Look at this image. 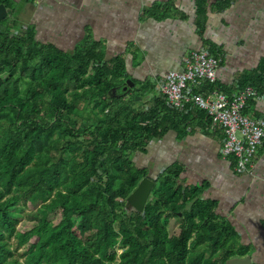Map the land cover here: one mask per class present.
<instances>
[{
	"label": "trees",
	"instance_id": "trees-1",
	"mask_svg": "<svg viewBox=\"0 0 264 264\" xmlns=\"http://www.w3.org/2000/svg\"><path fill=\"white\" fill-rule=\"evenodd\" d=\"M230 2L194 0L196 24L208 6L222 11ZM0 3V264H227L246 255L231 246L236 230L216 217V203L201 196L205 183L184 185L177 162L153 176L131 159L171 131L181 139L207 128L204 112L178 109L160 93L136 105L155 87L148 79L128 85L126 54L108 55L89 33L66 48L41 41L16 19V0ZM203 85L194 91L213 87ZM239 85L263 93L264 57ZM145 176L155 185L140 212L129 200ZM24 206L32 225L13 245Z\"/></svg>",
	"mask_w": 264,
	"mask_h": 264
},
{
	"label": "crops",
	"instance_id": "crops-1",
	"mask_svg": "<svg viewBox=\"0 0 264 264\" xmlns=\"http://www.w3.org/2000/svg\"><path fill=\"white\" fill-rule=\"evenodd\" d=\"M35 1L42 2L16 0V19L21 21L17 14L25 12L23 27L34 25L36 32L38 28L45 33L48 31L49 38L43 41L55 42L59 46L70 43V37L75 34L72 43L76 44L89 33L94 40L102 42L108 55L126 54L127 74L130 79L141 82L169 70L181 69L186 52L207 44L221 59L216 74L217 84L222 89L236 91L234 84H239L240 77L253 71L264 57V24H257L253 17V14H264V0H231L230 5L222 11L208 6L203 25L196 24L194 0H44L46 2L41 4ZM158 2L162 3L160 7L157 6L159 12L149 14L148 9ZM164 5H167L165 10ZM108 7H115L114 13L123 27L126 25L123 16L129 18V34L123 43L125 49L117 53L110 52L108 45H119L122 34L116 32L119 40L108 42L105 32L96 33L100 16L106 14ZM61 13L71 17L68 21L70 24L60 35L63 18L58 14ZM40 14L47 18L38 20ZM161 14H165V17H158ZM242 16L246 18L241 20ZM236 18L239 20L234 21ZM83 20L92 23L87 24ZM100 28L105 30L108 26ZM63 36L69 41L63 40ZM246 112L252 118H264V91L249 101ZM197 127L181 139H178L175 131H171L162 139L151 141L147 145V153L168 147L173 157L169 165L177 162L183 167L181 182L187 186L205 183L201 196L213 200L216 203V217L236 230L231 246L237 251L248 252L234 258L248 256L250 264H264V146L259 151L252 172L237 174L233 170V160L220 155L223 135L205 126ZM167 141L170 144L167 145ZM142 166L148 167L154 175L161 171L155 165Z\"/></svg>",
	"mask_w": 264,
	"mask_h": 264
},
{
	"label": "built area",
	"instance_id": "built-area-1",
	"mask_svg": "<svg viewBox=\"0 0 264 264\" xmlns=\"http://www.w3.org/2000/svg\"><path fill=\"white\" fill-rule=\"evenodd\" d=\"M212 50L207 44L189 50L183 56L181 69L169 70L148 80L156 92L165 95L167 102L176 108L186 112L194 107L202 110L209 121L208 128L224 135L221 157L232 158L237 174L251 173L264 146V118H252L246 110L248 100L259 94L252 86L241 87L237 83L232 94L222 91L216 82L221 59ZM206 82L213 87L203 92L194 91L198 85L203 88Z\"/></svg>",
	"mask_w": 264,
	"mask_h": 264
},
{
	"label": "rangeland",
	"instance_id": "rangeland-1",
	"mask_svg": "<svg viewBox=\"0 0 264 264\" xmlns=\"http://www.w3.org/2000/svg\"><path fill=\"white\" fill-rule=\"evenodd\" d=\"M41 1H42L41 3L46 2L44 0H41ZM35 2H36V4H41L38 1H35ZM259 4H261V1L259 2ZM20 6H21V4L19 5V9H20ZM115 10H116L115 7H112V9H111V7H108L106 14L105 13L101 14V16H100L101 22H100L99 26L97 27L96 33L104 34V32H105L106 33L105 36L108 38V42L118 41L119 39L117 38V33L119 32L120 34H122V36H121L122 39H120L121 43L119 45H115V44L108 45L110 48V52L117 53V52L123 51L125 49V47L123 46V43L128 38V34H129V27L127 26V24L129 23L128 22L129 18L123 16V19H125V23H126V25L123 27L121 25L122 22L117 20L118 16L114 13ZM58 15L63 18V20H62L63 21V23H62L63 27H61V33H59L61 35L62 33L65 32L64 28L66 29V25L70 24L68 21H70L69 18L71 17V15L66 14V13H61ZM17 16L23 22L22 23L20 21L22 24V27H23V25L25 24V22H24L25 12L24 11L18 12ZM253 17H254L257 24L258 23L264 24V14H260V13L259 14H253ZM46 18H47V16H45L44 14L43 15L40 14L38 17V20L42 21ZM225 18L227 19V17H225ZM245 18L246 17H244V16L240 17L241 20H244ZM248 19H247V21H248ZM238 20H239V18L234 19V21H238ZM83 22L87 23V24L92 23V21L90 22L89 20H83ZM40 24H42V23H40ZM40 24L38 25V27H40ZM103 25L108 26V28H106L105 30H102L100 27ZM21 29H23V28H21ZM40 30L41 29H39V28L37 29V34L39 35L38 38L42 41L48 40V38H49L48 33L49 32L47 31V33H45V32H42V30L41 31ZM223 30L228 32V30H226L224 28H223ZM56 32L57 31H55V33ZM212 32L213 31H211V33ZM120 34L118 36H120ZM67 35H70V34H67ZM66 36L62 37L63 40L66 38ZM70 38H71L70 43H68L67 45L62 43L61 46L62 47H70L71 44H73L72 42L76 38V34ZM65 40H67V39H65ZM67 41H69V40H67ZM131 50H134V49H131ZM139 86L140 85L137 84V85L131 87V91L129 93H131V94L135 93L137 90L140 89ZM154 93H156V90H152V89L148 90V92L146 93L144 98L141 100V102H137L136 105H138V106H142V104L146 105L149 102V98H151ZM131 94L129 95L127 93L126 98H129L128 95L131 96ZM135 98H137V101L140 100L139 95H136ZM167 142H168L167 145L170 144L169 141H167ZM171 158H173V157L171 156L168 147L165 150L157 149V150H154V151L147 153V154L142 153V152H136V153H134L133 157H131V159H133V162L137 166L138 165L139 166L148 165L150 167H153L155 165L156 167H158V170H161V171L169 165ZM154 174H153V176H156ZM70 201H71L70 204H74V205L79 202V200L76 199L75 197H72L70 199ZM22 210L23 211H21V213H20V219L16 225L17 226L16 234L14 235V238H12V241H11L13 243V245H15V241L20 238V232H23L24 230H26L28 227H30L32 225V218L30 216H28V215H30V212H28V211H30V208L24 206ZM60 218H61V213H59L58 210L50 212L49 219L52 220L53 222H57ZM22 250H23V248L21 247V248H18V250L16 252L20 253V252H22ZM119 251L120 250H117V252H119Z\"/></svg>",
	"mask_w": 264,
	"mask_h": 264
},
{
	"label": "water",
	"instance_id": "water-1",
	"mask_svg": "<svg viewBox=\"0 0 264 264\" xmlns=\"http://www.w3.org/2000/svg\"><path fill=\"white\" fill-rule=\"evenodd\" d=\"M6 9L2 3H0V20L6 17ZM127 83L129 86L134 85V81L127 78ZM125 85L124 88H127ZM155 185L154 179L149 176L142 178L136 189L131 194L129 203L138 211H143L148 199L150 198L151 191ZM227 264H250V258L247 256L245 258H232L227 261Z\"/></svg>",
	"mask_w": 264,
	"mask_h": 264
}]
</instances>
